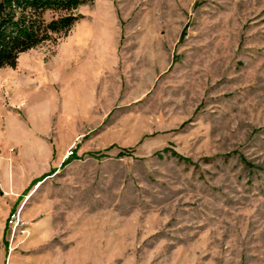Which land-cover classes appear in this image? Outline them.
<instances>
[{
    "label": "rangeland",
    "instance_id": "374dc122",
    "mask_svg": "<svg viewBox=\"0 0 264 264\" xmlns=\"http://www.w3.org/2000/svg\"><path fill=\"white\" fill-rule=\"evenodd\" d=\"M77 14L0 69V264H264V0ZM46 142L56 171L37 184Z\"/></svg>",
    "mask_w": 264,
    "mask_h": 264
},
{
    "label": "trees",
    "instance_id": "16d2710c",
    "mask_svg": "<svg viewBox=\"0 0 264 264\" xmlns=\"http://www.w3.org/2000/svg\"><path fill=\"white\" fill-rule=\"evenodd\" d=\"M86 2L0 0V69L16 68L22 54L67 36L81 18L78 9Z\"/></svg>",
    "mask_w": 264,
    "mask_h": 264
},
{
    "label": "crops",
    "instance_id": "0c3cea01",
    "mask_svg": "<svg viewBox=\"0 0 264 264\" xmlns=\"http://www.w3.org/2000/svg\"><path fill=\"white\" fill-rule=\"evenodd\" d=\"M71 64H72V62H71ZM64 71H69L70 72V76H73L75 73L77 74V72H78V69L77 68H74V66L72 67V65H71V68H70V70H68L67 68H65V70ZM77 71V72H76ZM58 74H59V72H57ZM68 73V72H67ZM86 73H88L87 74V76H88V78H86L87 79V85H86V87H85V89H86V91H88V93H86V96H88V98H93L94 99V90H93V85H90L89 83H91V81H93L94 80V78H95V75H98L100 72H91V71H89V70H87V72ZM71 90V89H70ZM46 94H45V98L44 99H57V98H60V97H62V93L60 94V91L59 90H56L55 91V89H54V91L52 92V91H46L45 92ZM71 98H74V97H79V96H81V97H83L84 95H82V94H79L78 93V89L77 88H72V90H71V93H70V95H69ZM46 101V100H45ZM51 131V124H50V122L49 121H46V120H44V122L42 123V125H40V126H38L36 129L35 128H31V130L29 131L30 133V135L29 136H34V137H36V138H40V139H42L43 137H45L46 135H47V133L48 132H50ZM54 153H55V150H54V148H53V145H52V143H49V142H46V147H45V161L46 162H48V169L46 168L45 169V171H43V174L40 176L41 178L40 179H42V180H40L39 179V181L37 182V184H40L45 178H47L49 175H51V172L52 171H56V169L55 168H52L51 167V165H49V163L51 162V160L53 159L52 157H53V155H54ZM48 170H50L49 171V173H48ZM34 181L32 180V181H30L29 183H28V185H25V184H20V183H17V188H16V190H17V192H25L26 191V189H29L30 187H31V185H32V183H33ZM19 184V185H18ZM36 184V185H37ZM14 185V184H13ZM13 185H12V187H13ZM26 186V187H25ZM29 187V188H28ZM14 211H16V209H14L13 208V210H11V212H14ZM10 212V213H11ZM5 225H6V221H5Z\"/></svg>",
    "mask_w": 264,
    "mask_h": 264
},
{
    "label": "built area",
    "instance_id": "2783aa9c",
    "mask_svg": "<svg viewBox=\"0 0 264 264\" xmlns=\"http://www.w3.org/2000/svg\"><path fill=\"white\" fill-rule=\"evenodd\" d=\"M74 150H71L67 157L73 155ZM7 226L11 229V240L14 241L19 236H22L27 233L26 222L21 216L20 211L11 212L7 219Z\"/></svg>",
    "mask_w": 264,
    "mask_h": 264
}]
</instances>
